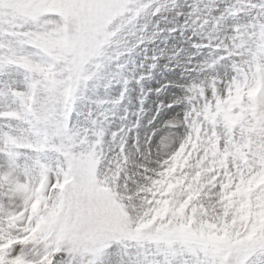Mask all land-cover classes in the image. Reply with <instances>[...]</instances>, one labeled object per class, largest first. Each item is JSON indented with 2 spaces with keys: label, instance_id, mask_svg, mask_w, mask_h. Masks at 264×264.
<instances>
[{
  "label": "snow or ice",
  "instance_id": "1",
  "mask_svg": "<svg viewBox=\"0 0 264 264\" xmlns=\"http://www.w3.org/2000/svg\"><path fill=\"white\" fill-rule=\"evenodd\" d=\"M128 12L0 0V264H264V5L132 173L123 145L108 159L88 139L79 107Z\"/></svg>",
  "mask_w": 264,
  "mask_h": 264
},
{
  "label": "rangeland",
  "instance_id": "2",
  "mask_svg": "<svg viewBox=\"0 0 264 264\" xmlns=\"http://www.w3.org/2000/svg\"><path fill=\"white\" fill-rule=\"evenodd\" d=\"M261 5H264V0H129V12L122 21L116 22L119 30L95 59L98 64L96 72L102 74L97 80L107 75L116 83H127V80H134L135 83L141 78L142 82L135 90L137 97H142L144 101L151 90L154 93L165 91L166 83L153 77L157 75L158 66L168 73L164 82L171 77L177 81V92L166 87L167 92L152 96V102L147 101L143 105H137L133 97L126 95L125 103L118 105L115 91L108 90L99 104L89 108L92 120L99 123V128L96 127L101 141L98 151L102 150L105 157L113 159L119 155L121 145L126 148L130 141L137 152H131L130 157L137 159L135 154H138L139 147L134 145L131 131H134L135 125L141 124L140 118L147 116L148 121L153 117L151 122L145 121V128H139L141 136L147 138V147L155 126L178 114L182 116L188 109L185 103L181 111L175 110V94L183 96L191 104L199 95L196 86L207 85L212 78L222 77L229 70L233 63L229 56L231 38L235 35L233 29L252 24L259 15ZM242 11L247 12L241 15ZM216 42L220 43L218 49L214 46ZM88 84L82 90H86ZM87 102L91 103L88 97ZM82 105L79 104L81 110ZM159 112L165 115L156 117ZM149 127L151 130L145 134L144 130ZM142 163L147 161H140L138 165ZM135 169L128 167L129 173L137 171Z\"/></svg>",
  "mask_w": 264,
  "mask_h": 264
}]
</instances>
